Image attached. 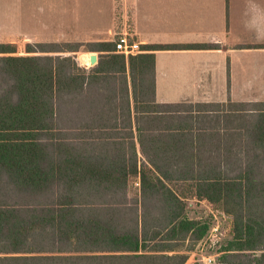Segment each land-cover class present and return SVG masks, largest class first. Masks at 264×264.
Here are the masks:
<instances>
[{
    "label": "trees",
    "instance_id": "16d2710c",
    "mask_svg": "<svg viewBox=\"0 0 264 264\" xmlns=\"http://www.w3.org/2000/svg\"><path fill=\"white\" fill-rule=\"evenodd\" d=\"M142 47L0 43V264H187L210 229L191 200L232 219L221 264H264V102H158L155 50L220 44Z\"/></svg>",
    "mask_w": 264,
    "mask_h": 264
},
{
    "label": "crops",
    "instance_id": "0c3cea01",
    "mask_svg": "<svg viewBox=\"0 0 264 264\" xmlns=\"http://www.w3.org/2000/svg\"><path fill=\"white\" fill-rule=\"evenodd\" d=\"M35 1L0 0V6L33 7ZM39 1L46 2V7L65 8L68 4L89 7L102 0ZM106 1L115 8L108 34L81 35L77 38L81 43L115 42L121 34L129 33L141 47L147 44H220L219 48L155 50L158 102L204 104L206 109L213 110L207 118L219 119V115L224 118L227 110L237 117V104L264 102V0ZM96 52L100 54V51L88 50L80 53L77 59L90 68L99 61ZM94 53L98 60L92 63ZM87 57H90V65L80 61ZM200 131L219 135L225 134V127H207ZM218 143L225 149V141L219 139H210L206 146L217 149Z\"/></svg>",
    "mask_w": 264,
    "mask_h": 264
},
{
    "label": "rangeland",
    "instance_id": "374dc122",
    "mask_svg": "<svg viewBox=\"0 0 264 264\" xmlns=\"http://www.w3.org/2000/svg\"><path fill=\"white\" fill-rule=\"evenodd\" d=\"M32 6L24 8L0 6V43L17 44L20 54H27L26 46L29 43L81 42L77 39L81 35H107L115 10L114 6L106 0L96 2L89 7L68 4L65 8L46 7V2L36 0ZM117 9L121 11V8ZM85 52L88 50L83 45L81 50L76 52L77 58L80 53ZM189 215L208 221L210 229L218 222L221 232L214 237V244L209 243L210 241L199 244L208 236L209 229L207 234L188 252L190 255L187 264L195 262L205 264L201 261V256L197 255L202 247H204L202 252L212 254L217 258V264H221L222 250L232 239L231 217L227 218L221 210L198 200L189 201Z\"/></svg>",
    "mask_w": 264,
    "mask_h": 264
},
{
    "label": "built area",
    "instance_id": "2783aa9c",
    "mask_svg": "<svg viewBox=\"0 0 264 264\" xmlns=\"http://www.w3.org/2000/svg\"><path fill=\"white\" fill-rule=\"evenodd\" d=\"M116 50L120 53H124L126 55H130V54H136L142 51V47L139 41L135 40L132 36L129 35V33H123L121 34L116 40ZM83 64L85 63L86 65H90V57H87V59L85 60L84 58L80 60ZM215 233L212 235V233ZM221 232V228L220 225L217 223H215L211 229H210V233L208 234V236L203 239L199 244L203 243H208V241H210L209 243H215L214 241V237L217 236V234H219ZM202 250L200 252H197V255H199V257L201 256L200 259H202L201 261H203L205 264H217V258H215V256H213L212 254H205Z\"/></svg>",
    "mask_w": 264,
    "mask_h": 264
},
{
    "label": "water",
    "instance_id": "95a60500",
    "mask_svg": "<svg viewBox=\"0 0 264 264\" xmlns=\"http://www.w3.org/2000/svg\"><path fill=\"white\" fill-rule=\"evenodd\" d=\"M98 60V55L96 53L91 55V61L96 62Z\"/></svg>",
    "mask_w": 264,
    "mask_h": 264
}]
</instances>
